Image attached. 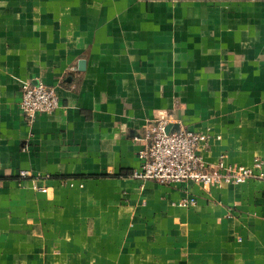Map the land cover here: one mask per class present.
<instances>
[{
	"label": "crops",
	"instance_id": "crops-1",
	"mask_svg": "<svg viewBox=\"0 0 264 264\" xmlns=\"http://www.w3.org/2000/svg\"><path fill=\"white\" fill-rule=\"evenodd\" d=\"M26 81L58 110L28 120ZM158 116L208 164L264 162V0H0V264H264V165L136 178Z\"/></svg>",
	"mask_w": 264,
	"mask_h": 264
},
{
	"label": "built area",
	"instance_id": "built-area-1",
	"mask_svg": "<svg viewBox=\"0 0 264 264\" xmlns=\"http://www.w3.org/2000/svg\"><path fill=\"white\" fill-rule=\"evenodd\" d=\"M20 108L28 120L38 114H53L60 107L57 88L43 82L32 84L28 81L21 86ZM170 116H158L144 128L145 145L139 150L141 168L132 175L139 179L154 180L161 184H179L193 181L207 188L226 183L238 184L256 176L254 170L264 165L257 158L252 167L226 164H208L200 154L201 145L207 142V135L188 129L168 131ZM26 171L21 176L26 177ZM46 191V187H39ZM196 198L182 201L181 205H194Z\"/></svg>",
	"mask_w": 264,
	"mask_h": 264
},
{
	"label": "water",
	"instance_id": "water-1",
	"mask_svg": "<svg viewBox=\"0 0 264 264\" xmlns=\"http://www.w3.org/2000/svg\"><path fill=\"white\" fill-rule=\"evenodd\" d=\"M167 130L169 131V128H167Z\"/></svg>",
	"mask_w": 264,
	"mask_h": 264
}]
</instances>
